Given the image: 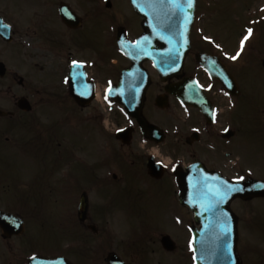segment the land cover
Wrapping results in <instances>:
<instances>
[{"label": "flooded vegetation", "instance_id": "af4514ba", "mask_svg": "<svg viewBox=\"0 0 264 264\" xmlns=\"http://www.w3.org/2000/svg\"><path fill=\"white\" fill-rule=\"evenodd\" d=\"M9 1H20L23 6L34 2L38 7V22H12V41L0 37L9 58L18 46L25 59L32 61L43 75L46 84L40 89H28L26 97L52 93L61 94V100H31V109L24 110L15 96L17 77L7 71L6 77L0 79V108L9 112L0 116V220L2 212H6L24 225L18 229L20 221H0V264H45L35 261L42 258L55 259L53 264H191L185 219L190 211L176 196L175 171L198 165L236 180L261 168L263 175L255 177L264 180V37L258 40L254 34L249 40L250 50L256 39L261 45L255 53H240L238 43H225L221 37L206 39V0H196L191 49L181 72L164 81L151 63H146L150 67V85L143 112L149 122L162 129L165 142L150 141L135 119L125 118L126 126L133 128V141L162 146L171 161L156 156L159 150L142 154L136 149L131 151V164H117L116 173L105 158L96 154L110 150L111 134L102 116L83 119L93 132L83 133L80 147L79 104L70 95L68 74L73 61H79L84 72L77 75L76 81L82 90L93 91L96 97L90 107H98V94L117 85L122 70L129 64L119 50L118 40L127 37L136 41L144 32L143 17L134 11L129 0H124L126 10L119 9L118 0H113L112 8L106 7L108 0ZM203 53L219 62L201 61ZM233 56L237 58L232 59ZM207 67L224 73L225 83ZM159 134L160 131L154 137ZM86 144L92 150L88 161L79 154ZM131 144L121 147L127 150ZM149 155L164 163L161 178L148 174ZM93 156L97 159L92 160ZM18 157H22V165L17 164ZM140 176L149 179V196L141 203L134 197L128 199L127 204L132 206L127 209L122 204L126 201L122 194L127 188L137 187L132 179ZM93 189L103 191L100 217L91 213L90 203L88 219L80 221V191L89 194ZM255 200L264 201V197L249 202ZM120 209L128 216L138 210L140 217L135 216L136 224L128 233L123 229L124 212L119 217L114 212ZM146 210L152 211L150 216H144ZM259 221H264V213H238V247L244 253L243 264L264 262V250L257 253L259 262L251 258L255 255L254 234L261 233L259 237L264 242ZM39 231L54 234L46 240L36 236ZM165 235L174 238V250L164 246Z\"/></svg>", "mask_w": 264, "mask_h": 264}, {"label": "rangeland", "instance_id": "374dc122", "mask_svg": "<svg viewBox=\"0 0 264 264\" xmlns=\"http://www.w3.org/2000/svg\"><path fill=\"white\" fill-rule=\"evenodd\" d=\"M113 3L115 1L112 0ZM125 4L126 2L124 0H118V3L116 2V5H119V9H125ZM0 9L2 14L4 15L5 19L9 22L14 24H35V22L38 20V15L35 14L38 7L36 3L30 4V6H23V3L20 1H16L15 4H10L9 0H0ZM116 9V8H115ZM206 13H207V20L205 21V27L206 31L205 33L208 36H220L222 39H224V42L228 43L232 41L234 44H236L238 41L240 42V45H242V41H244V37L248 35V32L245 29V26L248 24H259L260 27L256 31V38L259 40V38L264 37V22H258V20H261L262 14L264 15V0H207V6H206ZM253 19V21L251 20ZM264 19V18H263ZM38 22V21H37ZM248 27V26H247ZM249 29V28H248ZM243 33V36L241 34ZM253 36V35H252ZM240 38V39H239ZM239 39V40H238ZM257 39L254 40L255 42L252 44V50H250L251 43L247 45V50L246 52L250 53H255L256 48L260 47L261 45L259 44V41L257 42ZM245 42V41H244ZM244 44V43H243ZM17 46V44H16ZM9 54L7 53V50L4 49L3 45L0 43V59L4 60L8 72L10 74H13L14 76L17 77V79L14 81V91H15V96L21 97L24 95L28 94V89L33 88V89H40L43 84H46L44 81V78L41 75V72L39 71L38 67H35L32 61H27L25 59V56L23 54L22 48L19 50L18 46L15 47L14 55L12 58H9ZM23 78L24 79V86L19 85V79ZM7 83V82H6ZM1 88V84H0ZM35 91V90H34ZM102 94V93H101ZM61 94H50V93H37L34 95L33 98H31L32 101H58L61 100L59 97ZM104 96V95H103ZM103 103L107 104V110L103 109L102 105H97L98 107H95L96 105H93L89 108H86L82 110L79 108L78 111V118H79V142H80V147L83 144V133L86 134H91L93 132L92 128H89L87 125V122H85L83 119L85 117H99L105 115L110 116L111 123L109 130L111 131L113 128H115V125H122L125 123V120L123 119L121 115L120 109L115 107L112 103H109L107 100H105ZM53 111H56V109H51ZM49 112V110H47ZM59 116V113H57ZM90 130V132H88ZM95 136L94 139H96L97 143V132L95 129ZM70 138V137H69ZM67 143L69 142L66 141ZM109 145L110 149L114 152L111 151H96V154L99 158L103 159L105 158L109 163L111 164H116L117 157L121 161V156L120 154L124 157V160L120 163L121 164H130L131 160L133 159V155L131 154V151L133 150H138V152L144 154V152L152 151L153 150H159L157 151L158 155L160 157H163L166 162L171 161L170 156L168 153H166L163 149V147H157V146H151L149 144H146V147H144L145 142L144 141H133L131 144V147L128 148L127 150H124L123 147H121L120 143L116 141V139L111 135L109 140ZM69 144V143H68ZM65 148V146H64ZM120 153V154H117ZM79 154L80 156L88 161L90 160L92 150L91 147L86 144V146L83 145V148L79 149ZM131 154V155H130ZM115 155L117 157H115ZM97 158L93 156L92 160H96ZM12 160H14L12 158ZM19 161V160H17ZM259 161V159L256 157V162ZM20 162V163H19ZM17 162L18 165H21L23 162L19 161ZM92 162V161H91ZM126 162V163H125ZM255 162V165H256ZM12 165H15L12 163ZM8 170H10V164L8 163ZM16 166V165H15ZM18 168L20 166H17ZM113 169V172H116L117 169L116 167ZM116 170V171H115ZM11 171V170H10ZM117 173V172H116ZM118 174H122V172H118ZM255 175H263L261 168H255ZM141 178L135 179L133 178L132 180L135 182V184L140 185V182H143V186L147 185L146 182L143 180L149 181L147 177L145 176H140ZM139 181V182H138ZM133 186V188H130L122 194V199L126 200L122 204L125 206V208L129 209L131 208L132 205L127 204V198L131 199L134 197L137 202L141 203V201H144L149 195V192L146 191L148 187H142V190L138 187ZM130 186V185H128ZM101 189H93L91 192L89 191L90 194V202H91V213L98 217L101 214V204L103 203L100 198L103 196V191L101 192ZM81 192V191H80ZM106 193H109V190L106 189ZM105 193V194H106ZM108 196V195H106ZM116 198H119L118 196H114ZM49 207V206H48ZM52 210H55V205H52ZM234 207L236 208V211L238 213H248V212H255L256 213H264V201L262 200H255L252 202H248L247 204L242 203L241 201L234 202ZM61 211L65 212V206L61 205ZM116 217H119L124 211L123 210H115ZM124 216L121 215L124 221L123 229L126 231V233L129 232V229L135 226V222L137 221L135 216H138V210L137 212L135 211V214H131L128 216L125 214ZM152 211L146 210L144 211V216H150ZM188 216V215H187ZM191 215H189L188 218H190L191 221ZM102 223V221H99ZM113 222V221H112ZM260 222V221H259ZM261 224V230L264 231V221L260 222ZM185 231L182 232L181 236L185 238ZM54 233H50L49 231H39L36 233L37 237H43L44 239L48 240ZM261 233H256L254 234V239L253 243L254 244V256L252 255L251 258L253 257L254 259L256 258L257 262L260 261L261 258H258L257 253L260 250H264L263 245L264 242L262 239L259 237ZM47 246V245H46ZM242 255L244 254L241 252ZM159 254H161L159 252ZM246 254V253H245ZM162 255V254H161ZM175 260H178L175 257ZM264 260V259H263ZM264 263V262H263ZM261 262V264H263Z\"/></svg>", "mask_w": 264, "mask_h": 264}, {"label": "water", "instance_id": "95a60500", "mask_svg": "<svg viewBox=\"0 0 264 264\" xmlns=\"http://www.w3.org/2000/svg\"><path fill=\"white\" fill-rule=\"evenodd\" d=\"M136 7L141 5L151 6L152 0H144V4L141 0H133ZM159 9L153 11L151 9H140V12L146 16L144 23L148 32L146 38L139 41L138 44L130 46L128 44H122L123 50L130 56L134 62V66L126 69L123 72V82L127 80V76L134 73V69H141V62L145 59H153L156 66L162 72H168L173 69V62L182 63L188 50H189V31L190 25L187 24V20H184L181 16V12L176 10L174 16L171 13L164 11L163 6L172 7V0H164ZM159 14L158 36H156V29L152 27L151 21L154 22V15ZM182 24H187L183 25ZM0 33L5 37L8 35V28L0 21ZM181 38L184 40L182 41ZM5 67L0 63V73L4 74ZM127 85L128 83H124ZM147 85L145 83L140 91L135 90V87H126L120 91L117 99L126 106V109L130 115L136 117L144 130L151 132L154 129L153 125H149L147 120L142 115V108L145 99V91ZM73 95L85 103L87 96L80 92H72ZM84 100V102H83ZM21 105L27 107L26 101L22 99ZM0 113H3L0 111ZM129 130L126 132L120 131L118 137L127 142L130 139ZM149 171L154 176H160L162 171L158 170V167L154 163L149 161ZM207 174L199 168H191L187 173H176L177 179L180 183V201L189 205L196 215V222L202 224L201 229H193V235L196 242V249L198 254L199 264H241L238 251L236 236L223 235L216 244V249L211 255H205L200 257L202 252L206 249L205 241L202 237L203 232L208 229L212 222V215L216 211H220L223 214L231 212L229 208L230 202L236 197H242L248 199L254 196L263 195V183L252 179H246L244 181H237L235 183H227L222 179H213L216 177L214 174H207V177H202V174ZM229 188H238L242 190L228 192ZM88 208V200L84 195L81 201L82 219L85 218V213ZM215 239V236L211 235ZM206 243H212L208 238ZM213 240V239H212ZM168 248H172V242H165ZM231 244V251L227 249V245Z\"/></svg>", "mask_w": 264, "mask_h": 264}, {"label": "snow or ice", "instance_id": "6c2138e0", "mask_svg": "<svg viewBox=\"0 0 264 264\" xmlns=\"http://www.w3.org/2000/svg\"><path fill=\"white\" fill-rule=\"evenodd\" d=\"M172 2H173L174 4H176L177 0H172ZM188 4H189V7H191V6H192V0H188ZM252 31H253L252 29H248V35H246V36L244 37V41H247V40L249 39V37H250L251 34H252ZM206 39H209V38L206 37ZM244 41L241 42L242 45H243ZM217 47H219V45H217ZM226 55H227V54H226ZM238 55H239V53H237V56H238ZM237 56H233L232 59H236ZM73 63H74V64H77V63H80V62H79V61H73ZM225 131H227V129H225ZM240 179H243V177H240ZM238 190H242V189H238V188H229L227 191H228V192H232V191H238ZM225 231H226V232H230V228H226ZM227 249H228L229 252L231 251V244H230V243L227 245Z\"/></svg>", "mask_w": 264, "mask_h": 264}]
</instances>
